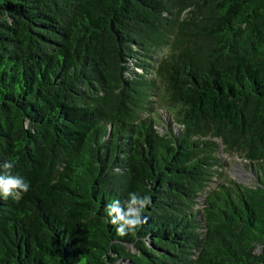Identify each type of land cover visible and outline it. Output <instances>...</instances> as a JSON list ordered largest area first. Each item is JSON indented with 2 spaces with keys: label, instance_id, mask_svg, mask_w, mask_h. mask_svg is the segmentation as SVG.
<instances>
[{
  "label": "trees",
  "instance_id": "1",
  "mask_svg": "<svg viewBox=\"0 0 264 264\" xmlns=\"http://www.w3.org/2000/svg\"><path fill=\"white\" fill-rule=\"evenodd\" d=\"M219 139L255 185L207 189ZM6 161L31 187L0 195V264H264V0H0Z\"/></svg>",
  "mask_w": 264,
  "mask_h": 264
},
{
  "label": "clouds",
  "instance_id": "2",
  "mask_svg": "<svg viewBox=\"0 0 264 264\" xmlns=\"http://www.w3.org/2000/svg\"><path fill=\"white\" fill-rule=\"evenodd\" d=\"M14 161L3 163L4 174H0V195L7 200L9 197L19 199L21 194L30 190L31 184L19 175H12L11 170L14 168ZM151 203L149 196H140L135 192L129 194V198L124 201L123 205L119 200L112 201L106 206V212L111 217V223L117 225V233L120 236L128 232H135L147 218H142L144 208Z\"/></svg>",
  "mask_w": 264,
  "mask_h": 264
},
{
  "label": "rangeland",
  "instance_id": "3",
  "mask_svg": "<svg viewBox=\"0 0 264 264\" xmlns=\"http://www.w3.org/2000/svg\"><path fill=\"white\" fill-rule=\"evenodd\" d=\"M165 53V50L158 51L154 54V58H159L162 56V54ZM151 62L154 63V59H151ZM136 63V60H133V63H130L132 67L142 72V68H137L134 64ZM152 114L154 115L158 129L162 132H168L171 128V125L174 126L176 129H179V126H176L173 123V118L171 114L168 112L166 108H163L160 102H157L154 104V109ZM219 147L217 149V155L220 159V162L222 164L220 172L216 177H214V180L211 182L210 186L207 188L212 189L215 187L218 183L224 181L227 177H231L236 179L237 181H240L242 183H245L247 185H255L257 182L256 174L254 171H252L249 167V161L246 160L239 152H229L225 149V145L221 142V140H218ZM204 196L200 197L198 208L202 206ZM260 248L258 247L257 250Z\"/></svg>",
  "mask_w": 264,
  "mask_h": 264
}]
</instances>
